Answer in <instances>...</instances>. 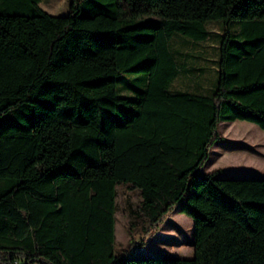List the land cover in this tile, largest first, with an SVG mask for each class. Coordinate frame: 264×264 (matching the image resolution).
<instances>
[{"label":"trees","instance_id":"trees-1","mask_svg":"<svg viewBox=\"0 0 264 264\" xmlns=\"http://www.w3.org/2000/svg\"><path fill=\"white\" fill-rule=\"evenodd\" d=\"M69 1L55 17L0 0V264H264V179L203 171L222 123L264 131V0ZM210 22L217 80L192 90L178 77L201 60L170 43ZM122 72L144 73L137 98L117 95ZM119 188L138 197L121 250ZM177 208L194 258L130 256Z\"/></svg>","mask_w":264,"mask_h":264},{"label":"rangeland","instance_id":"rangeland-1","mask_svg":"<svg viewBox=\"0 0 264 264\" xmlns=\"http://www.w3.org/2000/svg\"><path fill=\"white\" fill-rule=\"evenodd\" d=\"M120 5L122 0L117 1ZM69 0H42V10L55 17L69 14ZM84 11V10H83ZM152 20L158 18L152 17ZM148 21L150 18H143ZM236 23L233 31L238 27ZM210 38L202 43H190L184 36H174L171 49L178 62L184 63L186 59L191 63L192 57H198L200 63L195 62V67L201 69V76L195 72L189 76L190 84L202 82V86L212 89L218 76V53L223 41L224 33L219 22H210L207 25ZM189 55V56H188ZM196 55V56H195ZM199 65V66H198ZM145 75L143 72L134 74L121 73L117 84V95L121 98H137L139 91L144 89ZM178 83V86L183 85ZM194 85L191 87L194 90ZM225 129V131H224ZM220 135L225 138L223 143H217L210 151L209 160L203 169L204 173L223 170V179L253 180L264 179V131L258 126L237 121L235 123H222L219 127ZM221 136V137H222ZM227 149L226 151L224 149ZM219 155V156H218ZM138 197L124 188L118 189V214L116 221V249H126L130 244L127 231V216L129 206L135 207ZM138 239V241H140ZM194 222L181 214L178 208L161 225L159 230L146 238L141 248H134L130 254L133 258H166L185 259L194 258Z\"/></svg>","mask_w":264,"mask_h":264},{"label":"crops","instance_id":"crops-1","mask_svg":"<svg viewBox=\"0 0 264 264\" xmlns=\"http://www.w3.org/2000/svg\"><path fill=\"white\" fill-rule=\"evenodd\" d=\"M235 123V122H234ZM248 123V122H247ZM224 131H225V129H224ZM222 136V135H221ZM223 137V136H222ZM225 141V138L223 137V141H221V143H223ZM220 143V142H219ZM218 143V144H219ZM225 151L227 150L226 148L224 149ZM219 156V155H218ZM219 171H222L223 172V170H219Z\"/></svg>","mask_w":264,"mask_h":264}]
</instances>
